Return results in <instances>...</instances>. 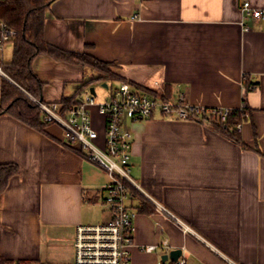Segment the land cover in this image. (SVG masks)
I'll return each instance as SVG.
<instances>
[{"label": "crops", "instance_id": "0c3cea01", "mask_svg": "<svg viewBox=\"0 0 264 264\" xmlns=\"http://www.w3.org/2000/svg\"><path fill=\"white\" fill-rule=\"evenodd\" d=\"M244 2L264 10V0H57L47 13L48 43L114 63L135 87L221 110L240 109L246 95L251 114L240 134L248 149L197 120L156 114L132 125L135 264H158L174 250L186 264H264V19H245ZM33 71L46 103L84 79L81 66L47 56ZM7 164L19 174L0 200V262L72 264L77 227L109 220L108 175L67 145L58 125L39 132L1 115ZM164 240L169 250L140 249Z\"/></svg>", "mask_w": 264, "mask_h": 264}, {"label": "built area", "instance_id": "2783aa9c", "mask_svg": "<svg viewBox=\"0 0 264 264\" xmlns=\"http://www.w3.org/2000/svg\"><path fill=\"white\" fill-rule=\"evenodd\" d=\"M242 13L245 19H264V10L253 8L250 2H244ZM136 18L133 16L132 19ZM15 38V30L0 20V80L4 78L16 85L2 68L5 48ZM104 89L108 96L103 103L99 104L97 94L93 95L87 90L81 102L66 113L58 102L46 103L27 94L37 106L43 120L62 129L65 143L85 151L88 159L100 167L110 180L102 189L103 205L107 209L109 220L104 224L77 227L72 264H135L131 252L135 247L134 214L127 205L130 189L140 190L131 176L133 124L146 122L156 114L176 120H196L204 114H220L221 120L225 121L229 112L191 106L183 95L177 101H172L159 93L144 92L124 80L107 85ZM243 108L242 104L239 110ZM96 124L101 127L102 134L96 129ZM237 130H241V124L237 126ZM182 226L186 232L192 231L190 227L184 224ZM157 248L169 250L168 240H164L159 246H141L140 249L145 253H152ZM158 264H186V261L179 258L177 261H160Z\"/></svg>", "mask_w": 264, "mask_h": 264}, {"label": "trees", "instance_id": "16d2710c", "mask_svg": "<svg viewBox=\"0 0 264 264\" xmlns=\"http://www.w3.org/2000/svg\"><path fill=\"white\" fill-rule=\"evenodd\" d=\"M55 1L57 0H0V20L16 32V38L11 42L14 44L12 61L2 63L3 70L16 85L4 78L0 80V116H11L39 132H45V128L52 124L43 120L37 106L27 95L42 100L45 84L33 71V63L38 57L47 56L58 62L78 65L83 70L91 71L96 75L80 82V86L74 94L63 96L58 102L62 105V110L65 113L77 106L84 93L95 88V84L101 83L110 86L115 82L124 80L116 72H113V69L116 68L114 63L103 62L84 53L67 52L46 41V16ZM246 85L247 92L253 89L249 84ZM139 89L150 94H156L147 88ZM242 102L243 110H229L225 121L221 120L220 114L211 116L204 114L196 120L210 125L214 132L237 144L242 149H248L242 141L240 131L237 130V126L246 122L251 114L246 95ZM18 174L19 167L17 165L0 166V200L9 185L10 179Z\"/></svg>", "mask_w": 264, "mask_h": 264}, {"label": "rangeland", "instance_id": "374dc122", "mask_svg": "<svg viewBox=\"0 0 264 264\" xmlns=\"http://www.w3.org/2000/svg\"><path fill=\"white\" fill-rule=\"evenodd\" d=\"M13 50H14V44L13 43H10L6 46L5 51L2 55V60L4 63H9L12 61ZM113 72H115V69H113ZM83 75H84V79L82 81H86V80L90 79L91 77L96 76L93 72L88 71V70H84ZM79 86H80L79 83H73V82L67 83V85L64 88V92H63L64 96H69V95L74 94L76 92L77 88H79ZM94 87H95V93L97 94V102L99 104L103 103L104 100L107 99L108 92L101 86V83L95 84ZM94 120L97 121V118H95ZM95 126H96V129L98 131H100V133L102 134L101 127L97 124ZM101 211L102 210L100 209L99 206L93 209L94 215H96V216H100Z\"/></svg>", "mask_w": 264, "mask_h": 264}, {"label": "water", "instance_id": "95a60500", "mask_svg": "<svg viewBox=\"0 0 264 264\" xmlns=\"http://www.w3.org/2000/svg\"><path fill=\"white\" fill-rule=\"evenodd\" d=\"M104 87L106 88L107 85L104 84ZM90 91H91V93H92L93 95L96 94V93H95V88H91ZM181 254H182L181 250H174V251H172L169 255H165V256H163V257H162V261H163V262H166L169 258H170L172 261H177V260L181 257Z\"/></svg>", "mask_w": 264, "mask_h": 264}]
</instances>
